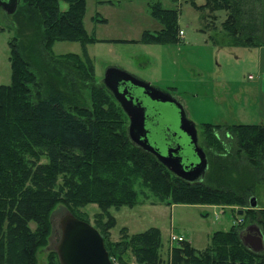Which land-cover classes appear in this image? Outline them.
I'll use <instances>...</instances> for the list:
<instances>
[{"label":"trees","instance_id":"16d2710c","mask_svg":"<svg viewBox=\"0 0 264 264\" xmlns=\"http://www.w3.org/2000/svg\"><path fill=\"white\" fill-rule=\"evenodd\" d=\"M60 1L66 5L64 10ZM84 6L85 0H17L12 14L18 27L8 43L11 81L0 85V264H36L37 251L47 241L50 212L57 204L82 221L85 217L78 209L95 204L97 217L104 216L112 224L108 210L131 207L139 196L170 204L246 208L254 186L264 185V125L203 124L208 167L195 182L175 177L153 155L134 145L127 136L125 114L102 83L94 82L85 49L94 38L83 27ZM196 8L211 18L215 12L224 13L219 33L229 47L264 46V0H204ZM150 15L162 27L152 34L144 32V42L179 41L176 10L152 4ZM56 42H77L81 53L51 60ZM65 61L82 76L85 86H67V78L56 70L60 64L66 66ZM33 70L43 71L44 76ZM51 74L59 77L61 85L47 83ZM83 89L89 94V107L84 105ZM238 155L252 168L251 186L237 173L235 190L229 185L230 174L223 172L220 178L218 171H226L229 157ZM241 215L246 226L253 224L260 230V251L243 246L242 226L237 225L212 233L202 250L178 242L165 264H264V208L247 207ZM97 223L106 228L99 219ZM102 231L97 232L111 264H162L157 229L148 228L111 246ZM112 247L120 251L115 253ZM127 250L133 263L122 255ZM46 264H59L54 252L48 253Z\"/></svg>","mask_w":264,"mask_h":264},{"label":"rangeland","instance_id":"374dc122","mask_svg":"<svg viewBox=\"0 0 264 264\" xmlns=\"http://www.w3.org/2000/svg\"><path fill=\"white\" fill-rule=\"evenodd\" d=\"M152 4L176 10L177 31L183 34L182 38L177 33L178 42L160 44L143 41L144 32L152 34L162 27L150 15ZM203 4L204 0H85L82 23L86 33L94 38V42L85 45L87 56L93 64L94 82L101 84L105 69L115 67L167 93L178 102L186 118L195 126L197 145L207 153L203 124H254L258 109L254 104L253 94L248 91V76L251 77L254 73L250 51L226 45V39L219 33L224 13L215 12L212 15L216 17L211 18L208 12L197 10L196 7ZM59 8L64 10L66 5L60 1ZM201 14L204 15L202 19ZM17 27L18 23L13 16L0 8V85H8L11 81L8 43L16 35ZM68 53L80 55V45L77 42H56L51 47L50 59L54 60L59 55ZM40 56L42 61L46 59L44 52ZM64 64L66 66L56 65V70L59 68L61 77L67 78V86H73L71 83L85 86L81 85L82 76L73 65L66 61ZM33 71L38 77L44 76L43 71ZM53 76H49L47 83L52 86L61 85L59 77ZM81 94L84 105L89 107L87 90L83 89ZM165 106L172 129L175 127L176 113L172 107L170 109ZM226 142L227 140L224 141ZM207 167L206 164V170ZM250 171L252 168L243 156H230L227 170L219 169L218 176L223 177V172L230 174L232 182L229 185L236 190L238 174L244 183L248 182L247 186L250 185ZM245 176L249 180L244 179ZM263 186L260 182L256 184L250 195L256 198L258 208L264 205ZM246 208L170 204L167 201L158 202L152 197L144 199L139 196L131 207L108 210L113 218L112 224L104 216L97 217L99 210L95 204H88L78 211L97 231L103 230L97 219L106 225L102 231L103 239L110 246L120 245L125 238L148 228L157 229L161 245L158 255L162 264H165L169 251L177 244L170 240L171 235L202 250L209 245L210 236L216 231H227L230 227L239 225L242 226L239 233L243 232L247 222L243 221L244 216L240 214ZM239 211L241 213L238 214ZM65 212L68 211L61 204L55 205L51 210L47 241L37 251L36 264H46L48 253L54 252L59 239L58 221ZM113 249L115 253L120 251L119 247ZM122 255H126L127 261L133 263L129 250Z\"/></svg>","mask_w":264,"mask_h":264},{"label":"water","instance_id":"95a60500","mask_svg":"<svg viewBox=\"0 0 264 264\" xmlns=\"http://www.w3.org/2000/svg\"><path fill=\"white\" fill-rule=\"evenodd\" d=\"M16 6L17 0H0V8L8 15L14 13ZM101 83L125 114L127 118V136L134 145L153 155L175 177L186 182L201 180L206 170L205 155L197 146L195 126L186 118L182 107L176 100L167 93L159 91L115 67L105 69ZM121 83H127L140 89L142 94L150 101L171 105L176 113L175 127L172 130L187 139L188 146H190L197 159L194 165H182L181 158L178 155V147L167 149L164 154H160L150 144L146 137L147 131L144 128L145 109L140 102L127 95L125 88L119 89ZM160 119V117H157L159 123ZM160 131H162V127H157L156 132ZM151 138L154 140L152 136ZM256 206V199L250 196L247 199L248 209H255ZM58 229L59 239L54 246V252L59 264H111L101 236L87 222L75 218L69 212H65L58 221ZM239 237L243 246L251 252H258L262 249V234L255 225L246 226L244 231L239 233Z\"/></svg>","mask_w":264,"mask_h":264},{"label":"flooded vegetation","instance_id":"af4514ba","mask_svg":"<svg viewBox=\"0 0 264 264\" xmlns=\"http://www.w3.org/2000/svg\"><path fill=\"white\" fill-rule=\"evenodd\" d=\"M124 88L127 91V95L140 102L142 107L145 109L144 128L147 131L146 137L150 144H152L160 154H164L167 149H175L178 147V155L181 158L182 165H194L197 162V159L190 146H188L187 139L183 135L175 133L170 128L169 116L167 112L168 110L165 108V105H167V107L169 108L171 107V105L150 101L146 96L142 94L140 89L132 87L127 83L119 84L120 90ZM157 117H162L160 119L161 124L159 123V120H157ZM157 127H162V131L157 133ZM151 136L154 138V140L151 138ZM199 148L202 150L201 147ZM202 152L204 153L203 150Z\"/></svg>","mask_w":264,"mask_h":264},{"label":"crops","instance_id":"0c3cea01","mask_svg":"<svg viewBox=\"0 0 264 264\" xmlns=\"http://www.w3.org/2000/svg\"><path fill=\"white\" fill-rule=\"evenodd\" d=\"M181 37L183 38V34ZM243 49L250 51V59L251 61L253 60L252 70L254 71V73L253 75H251V77L250 75L248 76V80L250 83V86H248V91L253 94L255 98L254 104L258 109V111L256 112L257 121L254 124L264 125V46ZM263 206L261 208H264Z\"/></svg>","mask_w":264,"mask_h":264},{"label":"built area","instance_id":"2783aa9c","mask_svg":"<svg viewBox=\"0 0 264 264\" xmlns=\"http://www.w3.org/2000/svg\"><path fill=\"white\" fill-rule=\"evenodd\" d=\"M178 36H182V32L181 31H178ZM170 240L173 242V243H178V242H180V241H183V239L182 238H180V237H175V236H173V235H171L170 236Z\"/></svg>","mask_w":264,"mask_h":264}]
</instances>
